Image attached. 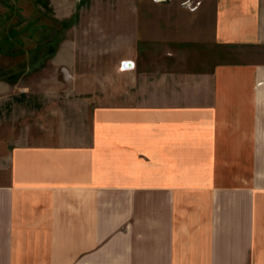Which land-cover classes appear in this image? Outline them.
<instances>
[{
    "label": "crops",
    "instance_id": "crops-1",
    "mask_svg": "<svg viewBox=\"0 0 264 264\" xmlns=\"http://www.w3.org/2000/svg\"><path fill=\"white\" fill-rule=\"evenodd\" d=\"M195 1L113 0L110 74L0 80V264H264V0Z\"/></svg>",
    "mask_w": 264,
    "mask_h": 264
},
{
    "label": "rangeland",
    "instance_id": "rangeland-1",
    "mask_svg": "<svg viewBox=\"0 0 264 264\" xmlns=\"http://www.w3.org/2000/svg\"><path fill=\"white\" fill-rule=\"evenodd\" d=\"M112 3L113 0H0V80L8 81L18 91L31 93L36 88H48L45 85L49 79H71L74 75L67 62H71L72 56L68 54L74 48L84 49L83 73L102 70L100 63L105 65L106 74L112 73L109 70L112 55L106 54L105 61L96 64L97 56L88 52L107 51L116 46L114 34L122 37L118 50L123 55L129 56L126 54L128 43L134 42L135 34L143 51L147 24L144 16H133L125 24L116 22L111 14ZM150 20L148 23L153 29L166 26ZM177 25L178 29L174 25L169 36L170 41L180 38V23ZM176 46L170 42L169 47ZM125 61L120 64L121 70L127 69Z\"/></svg>",
    "mask_w": 264,
    "mask_h": 264
},
{
    "label": "built area",
    "instance_id": "built-area-1",
    "mask_svg": "<svg viewBox=\"0 0 264 264\" xmlns=\"http://www.w3.org/2000/svg\"><path fill=\"white\" fill-rule=\"evenodd\" d=\"M200 3H201L200 0H196L195 1V4L193 6V9L197 8L198 7V4H200Z\"/></svg>",
    "mask_w": 264,
    "mask_h": 264
},
{
    "label": "trees",
    "instance_id": "trees-1",
    "mask_svg": "<svg viewBox=\"0 0 264 264\" xmlns=\"http://www.w3.org/2000/svg\"><path fill=\"white\" fill-rule=\"evenodd\" d=\"M1 52V51H0ZM2 53V52H1ZM4 53V52H3ZM16 53H13L12 55H15Z\"/></svg>",
    "mask_w": 264,
    "mask_h": 264
}]
</instances>
